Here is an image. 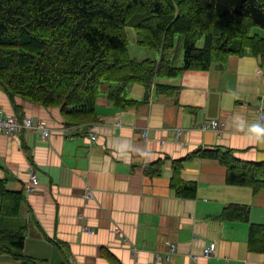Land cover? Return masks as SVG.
<instances>
[{
    "label": "crops",
    "instance_id": "obj_1",
    "mask_svg": "<svg viewBox=\"0 0 264 264\" xmlns=\"http://www.w3.org/2000/svg\"><path fill=\"white\" fill-rule=\"evenodd\" d=\"M141 55L131 54L159 57L152 50ZM157 82L175 92L153 87L147 102L130 109L116 108L104 93L96 101L98 120L78 126H67L59 107L12 99L0 84V109L41 119L51 131L45 140L25 128L14 137L0 133V177L26 196L20 214L28 223L26 254L50 264H264V252L249 247L251 225H264V189L229 184L226 166L206 157L182 163L196 197H180L171 186L174 161L196 149L264 161V142L234 123L237 115L251 124L264 113V63L248 51L231 55L223 69L213 64ZM145 95L142 84L127 89L135 100ZM211 120L219 130L207 127ZM158 163L160 174L148 175ZM30 164L39 184L28 193ZM86 187L93 199H85ZM232 204L250 206L249 222L222 218ZM210 243L215 253L207 258L201 252ZM170 244L177 250L167 259ZM0 264L22 263L0 254Z\"/></svg>",
    "mask_w": 264,
    "mask_h": 264
},
{
    "label": "trees",
    "instance_id": "obj_2",
    "mask_svg": "<svg viewBox=\"0 0 264 264\" xmlns=\"http://www.w3.org/2000/svg\"><path fill=\"white\" fill-rule=\"evenodd\" d=\"M128 26L135 28L138 44L159 57L133 58ZM248 51L264 63V0H0V84L12 99L59 107L67 126L98 120L96 101L106 82L109 101L130 109L147 102L153 87L175 92L159 79L213 64L223 69L231 55ZM133 83L146 87L141 101L127 96ZM192 157L218 159L229 184L254 193L264 189V161L240 159L232 150L196 149L174 161L171 186L180 197L197 194L196 182L181 176L183 161ZM160 171L158 163L146 172ZM25 199L0 177V254L22 264H50L24 251ZM221 215L249 222L250 206L232 204ZM249 247L264 252V225H251Z\"/></svg>",
    "mask_w": 264,
    "mask_h": 264
},
{
    "label": "built area",
    "instance_id": "obj_3",
    "mask_svg": "<svg viewBox=\"0 0 264 264\" xmlns=\"http://www.w3.org/2000/svg\"><path fill=\"white\" fill-rule=\"evenodd\" d=\"M264 116V113H261L260 117ZM207 127H211L213 130H219L218 122L216 120L209 121ZM31 130L40 135V137L45 140L48 139L51 131L47 124L41 119H34L31 116L24 115L21 119L18 118L15 114L6 113L4 110L0 109V133L7 134L10 137L16 136V134L22 129ZM97 136L92 132V139H96ZM30 180L27 185V192L31 193L35 191L36 186L39 184L38 175L36 167L33 164H30L29 168ZM85 199H93L94 191L90 187H86L84 193ZM79 219H83V215H79ZM82 229L88 232H93L94 228L88 225H83ZM115 232L119 233L118 228L115 229ZM177 250V245L170 244L168 254L166 258L168 259L171 253H174ZM215 253L214 243H210L208 246L203 247L201 254L209 258ZM156 258L158 260L162 259V256L157 254Z\"/></svg>",
    "mask_w": 264,
    "mask_h": 264
},
{
    "label": "clouds",
    "instance_id": "obj_4",
    "mask_svg": "<svg viewBox=\"0 0 264 264\" xmlns=\"http://www.w3.org/2000/svg\"><path fill=\"white\" fill-rule=\"evenodd\" d=\"M234 123L239 131L246 132L256 140L264 142V116L249 124L243 117L237 115L234 117Z\"/></svg>",
    "mask_w": 264,
    "mask_h": 264
},
{
    "label": "rangeland",
    "instance_id": "obj_5",
    "mask_svg": "<svg viewBox=\"0 0 264 264\" xmlns=\"http://www.w3.org/2000/svg\"><path fill=\"white\" fill-rule=\"evenodd\" d=\"M126 30H127L128 37H129V40H130V47L129 48H130L131 54L133 56H136V57L142 56L141 55L142 53L150 51L149 48H147L145 46H141L140 44H138V35H137L136 30H135L134 27L128 26L126 28ZM108 85H109V83L106 82L104 84V86L102 87V90L107 89ZM104 93L105 92L102 91V93L100 95H102Z\"/></svg>",
    "mask_w": 264,
    "mask_h": 264
}]
</instances>
